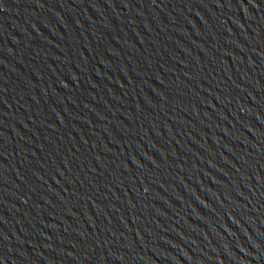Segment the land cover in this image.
<instances>
[{
    "label": "water",
    "instance_id": "95a60500",
    "mask_svg": "<svg viewBox=\"0 0 264 264\" xmlns=\"http://www.w3.org/2000/svg\"><path fill=\"white\" fill-rule=\"evenodd\" d=\"M0 264H264V0H0Z\"/></svg>",
    "mask_w": 264,
    "mask_h": 264
}]
</instances>
